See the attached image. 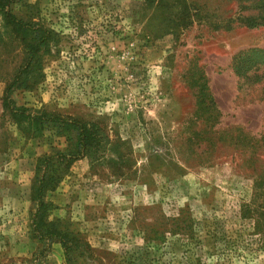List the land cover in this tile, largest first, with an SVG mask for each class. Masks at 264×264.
<instances>
[{"label":"rangeland","instance_id":"374dc122","mask_svg":"<svg viewBox=\"0 0 264 264\" xmlns=\"http://www.w3.org/2000/svg\"><path fill=\"white\" fill-rule=\"evenodd\" d=\"M50 44L11 94L110 139L59 167L48 221L74 264H264V0H15ZM34 36L0 18V264H67L33 237L38 161L77 135L3 106ZM215 102V106L212 104Z\"/></svg>","mask_w":264,"mask_h":264},{"label":"trees","instance_id":"16d2710c","mask_svg":"<svg viewBox=\"0 0 264 264\" xmlns=\"http://www.w3.org/2000/svg\"><path fill=\"white\" fill-rule=\"evenodd\" d=\"M14 2L15 0H0V18L34 36L35 43L27 65L7 87L3 106L10 111L15 120L34 126L37 131L51 126L57 127L62 131L74 132L77 135L75 151L69 154L55 153L38 161L32 187L36 210L32 214L31 221L33 237L42 242L44 247L39 252V257H43L46 254L45 250L51 243H60L64 250L67 264H74L72 255L76 244H73L66 234L56 231L53 224L48 221L52 204L47 200V195L59 183V167L84 157L88 152H91L96 160L104 158L111 150L110 139L101 127L95 123L81 122L46 113L33 114L27 108L19 107L15 104L11 94L14 90L23 88L26 81L30 78L33 60L43 54L51 40L50 33L44 27L24 21L14 14L11 7ZM212 104L215 106L213 100Z\"/></svg>","mask_w":264,"mask_h":264}]
</instances>
